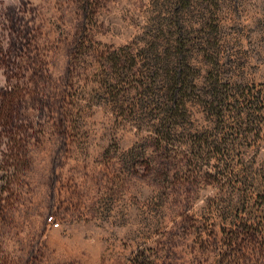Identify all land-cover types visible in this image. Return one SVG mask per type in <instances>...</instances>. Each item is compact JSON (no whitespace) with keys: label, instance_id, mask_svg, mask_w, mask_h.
Listing matches in <instances>:
<instances>
[{"label":"rangeland","instance_id":"obj_1","mask_svg":"<svg viewBox=\"0 0 264 264\" xmlns=\"http://www.w3.org/2000/svg\"><path fill=\"white\" fill-rule=\"evenodd\" d=\"M0 264H264V0H0Z\"/></svg>","mask_w":264,"mask_h":264},{"label":"trees","instance_id":"obj_2","mask_svg":"<svg viewBox=\"0 0 264 264\" xmlns=\"http://www.w3.org/2000/svg\"><path fill=\"white\" fill-rule=\"evenodd\" d=\"M176 64L172 72L168 73L166 81L168 83V90L166 91L167 99L165 103V112L167 113L166 119L161 123V138H165L166 134L171 130V124L175 116H177L180 109L185 108L186 102L190 95L189 89H191L192 78L184 70V67H189V62L181 52L176 53ZM249 108L259 110L260 107L256 104L257 102L251 101ZM209 106H214L213 101L208 102ZM210 107V108H212ZM215 107V106H214ZM164 136V137H163ZM162 140V139H161Z\"/></svg>","mask_w":264,"mask_h":264}]
</instances>
